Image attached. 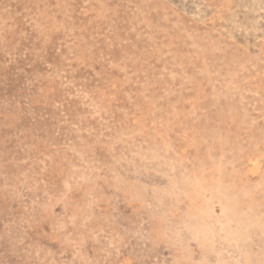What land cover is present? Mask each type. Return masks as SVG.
Listing matches in <instances>:
<instances>
[{"label":"rangeland","instance_id":"1","mask_svg":"<svg viewBox=\"0 0 264 264\" xmlns=\"http://www.w3.org/2000/svg\"><path fill=\"white\" fill-rule=\"evenodd\" d=\"M0 264H264V0H0Z\"/></svg>","mask_w":264,"mask_h":264}]
</instances>
